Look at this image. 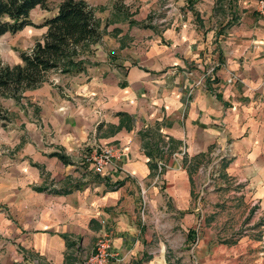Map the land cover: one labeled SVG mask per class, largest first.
<instances>
[{
    "label": "crops",
    "instance_id": "1",
    "mask_svg": "<svg viewBox=\"0 0 264 264\" xmlns=\"http://www.w3.org/2000/svg\"><path fill=\"white\" fill-rule=\"evenodd\" d=\"M259 1L167 0L110 46L116 59L33 92L38 115L18 112L13 140L1 130L14 155L0 157V264H84L106 233L110 264H170L172 235L180 264H235L249 247L264 264ZM108 146L121 155L100 176L84 156ZM205 198L244 203L258 239L220 243Z\"/></svg>",
    "mask_w": 264,
    "mask_h": 264
},
{
    "label": "rangeland",
    "instance_id": "2",
    "mask_svg": "<svg viewBox=\"0 0 264 264\" xmlns=\"http://www.w3.org/2000/svg\"><path fill=\"white\" fill-rule=\"evenodd\" d=\"M62 1L63 0H49L47 10H43L40 8L34 10L31 14V20L34 26L27 27L16 34H6L0 37V68L6 66L14 67L22 63L21 54L31 52L35 44L38 41L42 40L46 29L40 28V25L45 20L53 17L58 12L59 5L62 3ZM84 1H86L87 5L95 10L96 18L100 23V29L104 35L101 44L95 45L92 48V62L96 61V59H98V56L106 60L116 59V55L110 50L111 47L113 49V46L119 42V36L123 32L127 31L128 28H137V23H144L146 20L159 17L161 16V14H163V12H167L170 10V5L169 3H167V0ZM110 53L111 55H109ZM94 63L97 64V62ZM63 77H68V75H62L61 73L52 72L48 75L46 81L41 86L26 90L17 95V97L0 93V132L2 133L0 134V157L6 156L12 159L11 156L14 155V153L10 155V151L3 148L1 138L2 135L5 136V134L1 130L4 129L7 134L6 137L8 138V135H10V140H13V137L16 135V133L13 132L14 127H12V124H14V122L16 121L18 112L25 113L28 111H34V115H38L37 107L33 106L31 100V97H33V92L38 91V89L42 88V86H44L46 83H56L57 81H61ZM203 167L204 170L202 171V176L206 177L208 182L210 180V178H208V166ZM203 184H206V180ZM204 201L206 203H203V211L205 216L210 215L212 211H218L220 217L223 219L222 226L217 229L218 231H220L218 234L220 243H222L223 240L226 239V235L229 236L228 242H233L235 243V245H238V243L243 238H246L250 235H252L250 236L251 240L258 239L260 233L252 232L254 229V227L252 226V219L251 216L248 215L247 207L244 205V203L237 202V200L229 202L232 203V205L219 203V207L213 210L208 206L210 205V201L206 198L204 199ZM208 220V222H211L212 218H209ZM226 221L229 222L228 227L227 225H223L224 223H226ZM232 229L233 237L230 238ZM255 230L258 231V229ZM177 237L178 236L172 235L170 239L171 246L177 252V254L171 253V257L169 258L170 264H180L181 261L180 257L178 256V251L180 249L179 244H177L178 241H174L177 240ZM262 242L264 246V237ZM173 249L172 251H174ZM250 250H255V248L249 247L246 251L240 249L239 252L236 253L235 264H250V257L249 255H246V253ZM257 250L259 252H262V250L259 248ZM189 264H194V261L191 259Z\"/></svg>",
    "mask_w": 264,
    "mask_h": 264
},
{
    "label": "trees",
    "instance_id": "3",
    "mask_svg": "<svg viewBox=\"0 0 264 264\" xmlns=\"http://www.w3.org/2000/svg\"><path fill=\"white\" fill-rule=\"evenodd\" d=\"M48 1L0 0V37L34 26L32 12L47 10ZM40 28L46 29L42 40L31 52L21 54L22 63L0 68V93L17 97L41 86L52 72L77 76L94 66L92 48L101 44L104 35L95 10L86 1L63 0L58 12Z\"/></svg>",
    "mask_w": 264,
    "mask_h": 264
},
{
    "label": "built area",
    "instance_id": "4",
    "mask_svg": "<svg viewBox=\"0 0 264 264\" xmlns=\"http://www.w3.org/2000/svg\"><path fill=\"white\" fill-rule=\"evenodd\" d=\"M264 4V0H260ZM236 80L232 76L229 83ZM121 152L114 146L100 147L95 151L88 153L84 156L85 163L90 165L93 171L100 176H104L108 168L112 165L114 158H119ZM167 166L164 163H159V173ZM117 259L116 253L113 251V245L110 234L106 233L98 240L94 253L85 260L84 264H110L113 260Z\"/></svg>",
    "mask_w": 264,
    "mask_h": 264
}]
</instances>
